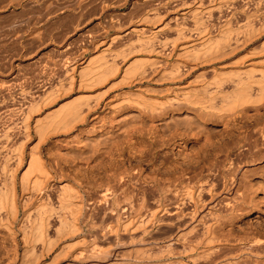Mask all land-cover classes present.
I'll use <instances>...</instances> for the list:
<instances>
[{
  "label": "bare ground",
  "instance_id": "bare-ground-1",
  "mask_svg": "<svg viewBox=\"0 0 264 264\" xmlns=\"http://www.w3.org/2000/svg\"><path fill=\"white\" fill-rule=\"evenodd\" d=\"M195 2L197 1H194V3ZM159 3L157 5H159ZM181 5H183V3ZM236 5L238 4L236 3ZM232 6L234 7V5ZM204 8H202L203 11L187 9L181 12L180 15L175 16L173 14L176 20L178 19L179 21L178 23L174 20L176 25L173 27H171L172 25L166 26L168 23L155 25V23L161 21L159 19L163 18L168 11H166L163 16L158 15L160 13H155L153 16L151 14H149L151 16L145 15V17L138 20V25H131L125 28L124 25L126 26L128 23L122 24L125 28L124 30H121L122 25L118 26V24H115L116 27H120V30L117 29L116 33L111 35L112 37L109 39V42H106V45H108H104L105 48L102 49V52L100 51L101 53H97H100L99 55L92 58L83 57L80 60L78 59L80 62L79 65L74 64L70 66L71 68L68 67L66 69L65 76L67 77V72L72 74L78 67L80 68L78 69V74H82V77L81 79L78 78L80 82L77 81L79 85H82L78 87L81 88L82 95L79 98L76 97L78 99L75 98L76 100L74 99V101H72L75 103V101L77 102L78 100V102L75 104L71 102L72 104H69L66 103L67 101H63L65 103L62 102L61 105L59 104L57 106L58 108L62 106L63 109L66 107L65 110H61L66 113L62 114L59 111L62 107L57 109L58 111L53 107V110L48 109L51 110V113L55 110L54 113L56 115L54 117V113H52V115L49 113L52 118L46 122H41L40 117L38 118L36 116L37 119H35L36 124L34 127L40 136L38 135V145L35 144V146L33 145L34 147L29 148L28 167H26L25 172L24 169L23 172L21 171L23 174L21 176L19 175L20 178L19 181H17V171L19 168L21 169L22 159L24 157L22 146H17L20 147H16V150L19 151L16 152L18 153L17 158L14 157L16 160H14V163L12 162L13 165L10 166L8 171L10 176L7 175L8 178H10L8 180L6 179V181H2L3 179L0 180L2 181L0 182V219L2 214L4 215L2 212L5 211L13 216L9 214L14 219L13 221L16 220L18 211L17 206L19 205H17V201L20 203V199L18 200L19 192L17 193V187L19 185L22 192L20 195L22 200L21 204L23 203V205L29 206H26V208H28V213L26 212L27 215L25 218L29 219H27V223L30 226L29 230V228H27L28 224L27 226L25 225V228L29 231L25 230L27 233L23 231L24 233H21L22 235L25 234L23 237L20 234L22 237L21 240L26 244L27 241L24 239V236L34 235V238L37 239L36 244L40 242L41 244L39 245L38 253L35 252L36 250H33L35 247L37 248V245H30L31 248H28L32 249L31 251H29L27 247L26 249L25 245H22L23 253L22 250L21 253H19L18 250H16L17 246L15 248L14 245V250L12 248L10 254L7 253L10 251L5 252V258L2 264H43L47 258L50 259L51 257L52 263L50 260L48 263L54 264L53 260H57L58 257L61 259V255L64 256L65 254L70 255V258L77 261H92V264H102L101 261L107 259L111 255L110 253L114 245H128L132 247L129 251V255L124 248L126 252L124 257L127 254L130 258L132 257L140 262L145 260L163 261L165 258L168 260L173 257L176 258V263L178 262V264H264V233L250 231L244 228H241L243 229L241 231H235V228L239 226V219L237 218L240 217L242 213L248 210L258 209L264 204V127L261 128V126L256 131L257 134L253 140L251 138L252 134L249 131H242V135H240L239 131L236 138L225 143H214L212 140L213 138H211L214 131L217 135L228 134L230 132L227 119L231 116L234 117L243 114L244 116L250 117L251 115H258L261 111V106L264 102V27H254L256 24L251 26V23L244 25L245 21H242L244 22L243 26L239 24L240 26L238 27H233L234 22L232 26H228V24H231L228 21L227 24H220L226 22L223 21L222 18L225 17L226 19L224 18V20H227L228 17H231L230 15L234 17L236 14H231L232 12L228 10L229 8L225 10L231 13L218 14L222 19V22H217L220 25L218 24V26L214 27V25L211 24L212 22L210 23L212 26L204 25V21L201 20H203L206 15L212 16L214 14L213 12L217 10L219 12V9H217L215 5H210L206 7L205 10ZM153 10L152 13L157 9ZM171 10L169 12H173ZM232 10H234V8ZM133 11L134 10H132V13ZM145 12L144 14H146ZM218 12H216L214 16L217 15ZM245 12L247 13V11ZM95 13H97V11ZM121 13L124 14V12ZM132 13L129 12V15H133ZM122 14H118L117 17L121 18L123 16ZM131 15V19L128 20L129 22H131L133 18ZM134 15H137L135 11ZM128 16L125 19H128ZM139 16L137 15L136 17ZM158 16L161 17L156 18ZM214 16L209 18L215 19L218 17L216 16L214 18ZM241 16L236 17L238 18ZM112 17H114V15ZM115 19H107V22L109 23V21H114ZM231 19L232 18L229 20ZM187 20L192 21L189 23ZM113 21L110 22L112 23V27H110V25L109 28L113 29L114 22H117ZM123 21L125 20L123 19L122 22ZM239 21L240 20H238V22ZM143 22L153 23V25L156 26V30L147 28L146 25H143ZM169 23H172V21ZM236 24L238 25V23ZM109 28L103 29V31ZM167 32H173L174 34H172L176 36L173 38L175 39L174 43L172 44V41V46L170 44V49L168 52L166 51V55H168L166 57L176 54V56H174L175 60L171 58L175 61H173L175 63L174 65L170 63L173 67L167 65L168 61L166 64L163 63L164 61L157 60L158 57L155 58L152 56V52L155 53L157 50V48H155L156 45H152L155 38L159 35L158 38L162 39L160 34ZM102 35H104V33ZM144 36H147L146 38L151 41L143 40L141 37ZM164 36L168 35L164 34ZM134 37L137 39L135 43L133 41L135 39ZM151 38L154 39L152 40ZM91 39L93 40L94 38ZM163 39L166 38L164 37ZM100 40L101 41H95L96 43L93 44L95 48L98 47L99 44H102L105 39ZM162 40L159 41L162 42ZM87 41L90 42L89 38ZM93 42H91V45ZM122 42H124L125 45H120ZM163 42L167 46L164 40ZM163 42L161 46H163ZM165 44L162 48H159V50H163V48L166 47ZM84 45L87 46V42L84 43ZM84 49L87 50V48L84 47L83 51L80 50L81 53L85 51ZM157 51L156 53L159 54L160 52ZM160 55L162 56V53ZM118 56H122V58L119 60ZM132 57H134L133 60L131 59ZM130 59L132 60L131 63H129ZM74 63H76V61ZM167 66H170V69L166 68ZM205 66L209 68V70L206 71H211L212 73V77L210 75L211 78L209 79H206L207 76H209L207 74H205L207 76L204 77V73H196L198 70H201V68L204 69ZM257 72L259 73L258 75H256ZM69 79V84L67 85H69L70 88H67L68 86L65 87L69 89V91H72L70 90L74 89L71 88L70 85L72 78L70 77ZM144 83H146L147 87L143 85ZM151 83H157L160 86L158 88H151L149 87ZM254 84H256L255 87ZM107 86L108 88L112 87L111 89L115 87H130V89H132L133 86L135 87H133V90L123 93L122 95L124 97H119L117 100L113 99L115 94L113 97L109 94L103 99V95H106L108 90L101 93L100 96L97 95L103 100H100V98L94 100L96 94L93 95L92 93L94 91L90 92V90L98 87L107 88ZM67 89L64 90L66 91ZM74 90L76 91V88ZM65 91L63 92L66 93L67 91ZM96 92L101 91L98 90ZM38 94L39 93H37V96H39ZM43 95H45V91ZM92 95L94 96V101L88 102ZM51 96L52 95H50V99H53L54 96H52L53 98ZM128 96H130V98L131 96H135L137 97L136 99L140 98L142 101L139 102L138 100L140 99H138V103L133 101L123 104L125 100L130 101ZM58 97L55 95V98L58 99ZM42 98L45 99L43 96ZM48 98L49 97L46 99ZM50 99L47 104H50V101L54 102V99ZM79 99L81 100L79 101ZM82 99H87L88 101ZM69 101H71V99H69ZM20 103L21 102H19V104ZM41 103L44 105L43 102ZM63 104L67 105L64 106ZM28 106L30 109L34 105L28 103L24 108ZM102 108L106 109V111L110 109L114 114H112L113 117L111 115L112 121L110 125H104V114L102 115V112L99 111L100 109L102 110ZM34 110L36 111L37 109ZM221 110L224 111L221 113ZM35 111H33V113ZM37 111L39 112V110ZM223 112L227 114H223ZM24 115L23 117L28 119ZM19 117L21 118V116ZM22 121L23 120H20V122ZM81 125H89V127L85 130L80 129L82 132L74 134V130ZM27 128L28 125L26 126V130ZM135 129L141 130V132L143 130V132L146 131L144 133L150 134V141L147 139L149 142L147 144L148 151L154 149V146L157 149V147L161 148L169 144V142H172L173 144L181 145L182 149L191 156L192 160H195L193 164H191L193 166L180 167L176 172L174 171L167 174H159V172L150 174L152 171L147 174L148 172H145L140 162L134 165L122 163L126 166L122 165V167H116V169L110 170V172L106 171L105 175L98 180L84 184L82 180L80 182L76 176L72 177L71 175L72 178H70L69 172L67 173L63 169L59 159L57 160L56 158L57 156L46 160L47 158H45L40 148V144L43 142H50L52 133L56 135H62L64 133L66 135L67 133L66 139H59L62 149L57 148V154L55 152L59 157H63L64 155L74 157V153L78 152L82 154L84 151L87 152L88 149H90L89 147L93 149V151H89V153L94 151L98 152L100 151L99 149H101L98 148L101 143L104 146L101 150L104 153L106 152L105 154H107V152L112 153L110 150H113V148L120 154V151L116 149L118 142L120 140H127L126 142L129 143L134 135V133H131V130L133 131ZM254 130H256V128ZM21 134L22 133H20V135ZM27 137L25 136V139ZM28 139H26V141H28ZM178 140H180L182 144L178 142ZM22 143L24 144L25 142ZM122 143L124 144L125 141H122ZM19 144L22 145L21 143ZM130 144L133 146V150L139 154L140 158L146 156L147 152L144 151L146 147L143 141L141 142L136 138V140L134 142L131 141ZM57 145L59 146V144ZM13 147L14 146H12V148ZM118 148L120 149V147ZM121 148L125 150L123 147ZM122 149H120L121 153ZM243 149L245 152L242 151ZM130 151V153H133L132 149ZM204 151L207 153H204ZM11 152L13 153V151ZM78 153H76L77 156L80 158L83 157V155L80 156ZM136 153L134 152L133 155ZM68 157L65 158L68 159ZM85 157H88V155ZM90 157L91 155L88 158L90 159ZM88 158H85L86 162H88L86 160ZM10 159H12V157ZM73 159L72 162L75 167L79 166L81 162H84L81 160L82 158H78V161ZM125 159L127 160V158ZM128 159L130 160L131 158L128 156ZM8 163L6 162V164ZM7 176L4 177V180ZM68 180H71L70 182H73V185L70 184V182H66ZM55 188H58L59 191L57 190V194L54 195ZM53 199H55V202H52L57 204L55 209L57 208L56 210H59L58 207L61 209L59 213H55L56 217L53 214V205H51V207L47 204L49 200L51 201ZM23 205H21V207ZM26 213L24 212V215ZM6 219L8 220L9 217ZM53 219L55 222L57 221V224L54 223ZM11 220H8V222ZM163 226H168L169 229L171 227V232L166 236L161 235L163 237L160 235L159 237L155 236L154 233L162 231L161 229H163ZM50 229L57 232L55 233L57 236L52 235L55 236V238L52 237L53 239H58V233L62 232V235H60L62 237H59L61 241L56 239L57 242L60 241L59 244L57 242V244H54V242L51 244V241H55L53 239L51 240V238H49V241L47 240L46 237L51 236V234L46 236L48 232H50ZM15 234H13V236ZM149 239L151 241H148ZM38 240L40 241L39 243H37ZM46 240L49 242L48 244ZM33 241L35 242L34 239L29 242L34 243ZM148 242L160 243L161 247L158 248V251L150 252L147 249L149 247ZM104 243H106L105 245L107 246H104ZM57 249L58 251H56ZM68 255H66V257ZM27 257L31 259L28 260Z\"/></svg>",
  "mask_w": 264,
  "mask_h": 264
},
{
  "label": "rangeland",
  "instance_id": "rangeland-1",
  "mask_svg": "<svg viewBox=\"0 0 264 264\" xmlns=\"http://www.w3.org/2000/svg\"><path fill=\"white\" fill-rule=\"evenodd\" d=\"M157 1H159L160 3L157 2ZM194 1H197V2L194 3ZM199 1H201V0H191V1H189V0H173V2H172V0H108V1L107 0H101V1L100 0H77V1L76 0H0V89H1L0 90V130H1V128L3 130V131L2 130L0 131L1 134H2V135L0 134V141L3 140L5 142V143L3 141L0 142V148H1L0 149V154H1L0 155V164L2 163L0 165L1 166L0 167V171H1L0 172V175L2 174L0 176V178L2 177L0 180L3 179L2 181H6V179L8 180L10 178V177L8 178V176H10L9 173H8V171L10 169V166L13 165V163L15 162L14 160H16V158H17V154L18 153H16V152H19L16 149L17 148H20L22 146L23 153H24V157L22 159L23 161H22L21 169L19 168V170L17 171V173H18L17 174V181H19L20 176L23 174V173H21V171L23 172V169H24V172H25L26 167H28L27 166L28 165L27 163H28V159H29V155H28L29 154L28 152L30 151L29 148L34 147L35 144H37L38 141H39L38 137L40 135L37 133V131L35 130V127H34V125L36 124L35 119H37V117L38 118L40 117L41 122L42 121L46 122L48 120H51L52 117H50V116L52 115V113H54L55 110L60 109L62 107V106H59V108H58L57 106L59 104L61 105L63 101H65V102L67 101L66 103H69L70 104L72 101H74V99L76 97L79 98L82 95V92L80 90L81 88H78L79 86L80 87L82 86V85H79L78 84L80 82L81 77H82V74H78L79 73V70L78 69H80V68L79 67L78 68L76 67L77 70L75 69L76 71H74L72 74H69L67 72V75H68L67 77L65 76L66 75L65 71H67L66 69L68 67L71 68L70 66H72L74 64L79 65V63H80L79 60L82 59L83 57L92 58V57H95V56L99 55L102 52V49H104L105 46L108 45V44L106 45V42L107 43L109 42V39L112 37L111 35H114L116 33L117 29L120 30L119 29L120 27H118L119 25H122V24L124 25V24H127L128 23L126 26L124 25L125 28H127V27H129L131 25H133V26L134 25H138L137 24L138 20H140L141 18L145 17V15L151 14L153 16L155 13L156 14L160 13L158 15L163 16L164 13L166 11H168V13H165V15L169 19L165 15H164L165 17L163 16V18H160L161 16H158L156 18H160L159 20H161V21H158L157 23H155V25L157 26V25H160V24L163 25L165 23H168V25L166 24V26H171L172 25L171 27H173L174 25H176L175 21L179 23L178 19L176 20L175 16L176 15H180L181 12H184L187 9H192V10H196V11H200V10L203 11L202 8L205 7L204 8V10H205L206 7H208L210 5H215V6H217V9H219V12L220 13L216 9L217 11L214 10L215 12H213V13L216 14V12H218L217 15L214 16V14H213L212 16H214V18L216 16H218L219 18L216 17L215 19H213V18L211 19L209 17H212V16H207L206 15L203 18V20H201V21H204L203 22V23H205L204 25H209V26L214 25V27H215V26H218V24L220 22H222V19H223V21H226V22H223V23H220V24H224V23L227 24L228 22H230L231 24L230 25L228 24V26H232L234 24L233 27H238L241 24H242L241 26H243V23L244 22H242V21H245L246 24L244 23V25H248L249 23H251V26L256 24L254 27H259V26H261V27L263 26L264 27V25H263L264 24V16H261V15H264V0H244V1L243 0H241V1L240 0H219V1L218 0H213V1L212 0H208L209 1V4H208V1L207 0H202L201 2H199ZM191 2H192V4H191ZM239 2L242 3V4H240ZM245 2H247V3H245ZM158 3H159V5H157ZM182 3H183V5H181ZM236 3L238 5H236ZM84 4H85V7H84ZM184 4H186V5H184ZM258 4H259V6H258ZM173 5H175V6H173ZM232 5H234V7ZM147 7H148V9H147ZM152 8L154 10L157 9L156 10L157 12L155 11L154 13H152V10H153ZM231 8L232 9L234 8V10H232ZM131 9L135 11V14H137L138 16L140 15V16L139 17H136L137 15H134V11L132 13V10ZM225 9H228L232 13L229 12L228 10H225ZM257 9H259V10H257ZM170 10L173 11V12H169ZM175 10L177 11V13H176ZM220 10L221 11L223 10V11L221 12ZM96 11H97V13H95ZM126 11L128 12V14H127ZM136 11H137V13H136ZM142 11H144V12L146 11L145 12L146 14H144V12H142ZM162 11H164V12H162ZM245 11H247V13ZM253 11H254V13H253ZM121 12H124V14H122ZM129 12L133 14V15L130 14L134 18V19L132 18V21H131L133 23H131V22L128 21L129 19H131L130 15H129ZM138 12H139V14H138ZM227 12L228 13H231V14L236 13L238 15H236V14L234 15L235 19H234V17H232L233 15H230L231 17H228L227 20H224L225 17L221 19V16L218 15V14L227 13ZM111 13L114 15V17H112L113 15ZM116 13L122 14L124 16V18H123V16L121 18L120 17L118 18L117 17L118 14H116ZM125 14L127 16L129 15L128 16V19H125V18H127V16ZM171 14L172 15L174 14L175 16L174 15L172 16ZM115 15H116V17H115ZM151 15H149V16H151ZM236 16H241V17H238L237 18ZM243 16L244 17L246 16V17L244 18ZM255 16H257V17H255ZM106 18L108 20L115 19L116 18L114 21H117V22H114L113 20H111L108 23L107 22L108 20ZM230 18H232V19L229 20ZM260 18H262V19H260ZM105 19H106V22H105ZM123 19L125 21L122 22ZM168 20H170V21H168ZM218 20H220V21H218ZM238 20H240V21L238 22ZM112 21L114 22L113 29L112 28H109L110 25H111L110 27H112V23H110ZM126 21H128V22H126ZM164 21H166V22H164ZM171 21H172V23H169ZM190 21H192V20H190ZM190 21L187 20V22H189V23H190ZM124 22H126V23H124ZM217 22H219V23H217ZM145 23L143 25H146L147 28L152 29V30H156V28H155L156 26L153 25V23L152 24H150L149 22H145ZM236 23H238V25ZM115 24H118V26L116 27ZM123 25L121 26V30H124L125 29L123 27ZM107 28H109L108 30H106L108 32L103 31V29H107ZM95 30H96V32H95ZM102 31H103L104 35H102L103 34ZM100 33H101V35H100ZM172 33L171 32L170 33L169 32L164 33L165 35H168V36H164V34H160V37H162V39L164 37L166 38V39H163V40L167 43V46L168 47L166 46V44L163 42L162 39H159L158 38L159 35H157V37L155 36L157 39L154 37L155 40H154V42L152 44L153 46L156 45L155 48H157V50H159V48H162L164 46V44H165L166 47H164L163 50H159V51L156 50L157 52H160L159 54L156 53V51H155V53L157 55L154 52H152V56H154L155 58L158 57L157 60L164 61L163 63H166V64H167V61H168V64L167 65H170V63L172 65L175 64L174 63L175 62L174 61L175 60V57L174 56H176V54H173V56L166 57V56H168L166 54H167L168 50L170 49L171 42L173 41L172 42V44H173L174 43V40H175V39H173L175 35H173L174 33L173 34ZM97 36H99V37H97ZM100 36L101 37L103 36V37L101 38ZM170 36H172V37H170ZM146 37L147 36H144V37H141V38L143 40H149V41H151L150 39H147ZM167 37H169V38H167ZM88 38H89L90 42L87 41ZM91 38H94V39L92 40ZM98 38H100L102 40L105 39V40L103 41L102 44H99L98 47L95 48L93 44L96 43L97 41H101ZM154 38H151V39L153 40ZM168 39H169V41H168ZM135 40H137V39L135 38L133 40L134 43L136 42ZM156 40L157 41L162 40V42L164 43L163 46H161L162 45L161 44L162 42L159 41L158 43H156L157 42ZM86 42H87V46L84 45V43H86ZM91 42H93L92 45H91ZM168 42H170V43H168ZM123 44L125 45L124 42H122L120 45H123ZM172 44H171V46H172ZM82 45L85 48H87V50L84 49L85 51L81 53V51H83V48H84ZM114 45H116V44H114ZM93 49H94L95 52L93 51ZM163 51H165V52H163ZM98 52H100V53L97 54ZM78 53H80L81 55L78 54ZM161 53H162V56L160 55ZM72 55H73V57H72ZM77 55H79V56H77ZM121 58H122V56L121 57L118 56V59L119 60ZM171 58L174 59V60H172ZM65 59H66V61H65ZM131 59L133 60L134 57H132ZM131 59L129 60V63H131V61H132ZM75 61H76V63H74ZM170 66H167L166 68H169L170 69ZM171 67H173V66H171ZM206 68L207 67L205 66L204 69L201 68V70H198L196 73H201L202 72V73H204V77H206L207 75H209L206 78V79H209V78L212 77V75H211L212 73H211V71L210 72L209 71H206V70H209V68H207V69ZM68 70H70V69H68ZM61 74H63V75H61ZM73 74H75V75H73ZM205 74H207V75H205ZM258 74L259 73L257 72L256 75H258ZM70 75H73V76H70ZM210 75H211V77H210ZM70 77L73 79V81L71 79L72 82L70 81L71 88H74V89L76 88V91L74 89H70L72 91H69V89H67V88H70V86L67 85V84H69V80H70L69 78ZM73 77H75V78H73ZM78 78H80V79H78ZM67 79H68V81H67ZM47 82H48V84H47ZM76 83H77V85H76ZM143 85L145 87H147L146 86V83H144ZM65 86L66 87L68 86V87L66 88ZM73 86H75V87H73ZM159 86L160 85L157 84V83L156 84L151 83L149 87H151V88H155V87L158 88ZM255 86H256V84H254V87ZM62 87H63V89H62ZM133 87H135V86H133ZM133 87H132V89H130V87H122V88H119V87L116 88L115 87V88L111 89L112 87L108 88V86H107V88H105V87H101V88L98 87L96 89L93 88V89L90 90V92H93L94 91L92 94L93 95L96 94L95 95L96 97H94L92 95V97H90V100L89 101L87 99H82V100L88 101V102H93L97 98H100L97 95L100 96L101 93L106 92L107 90H108L107 91L108 93L106 95H103V99H105V97L107 95H109V94L112 97L115 94L116 97L114 96L113 99H116L117 100V99H119V97L120 98H123L124 96L122 94L125 93L126 91L133 90L134 89ZM77 88H78V90H77ZM52 89H53V91H52ZM64 89H67L66 90L67 92ZM114 89L116 91L118 89L119 90L116 92ZM124 89H125V91H124ZM48 90H49V92H48ZM98 90L101 91V92H96ZM44 91H45V95H48V94L49 95L48 96L43 95L44 94ZM63 91H65L67 94L64 93ZM112 91H113V93H112ZM40 92H41V94H40ZM60 92H62L63 94L60 93ZM37 93H39L38 94L39 96H37ZM98 93H100V94H98ZM27 95H28V97H27ZM34 95H36V96H34ZM41 95L45 99L47 97H49V98L46 99V101H45V99H43ZM50 95L54 96V98H55V95H57V97L58 96H61V97H58V99L57 98L54 99L51 96L54 99V102L53 101H50L51 102L50 103L51 106H50V104H47L48 103V100L50 99ZM78 98H76V99H78ZM128 98L130 99V101L129 100H127V101L125 100L126 102L124 101L123 104H126L127 102H133V101L134 102L136 101V103H138L137 100L140 99V98L136 99L137 97H135V96L134 97L131 96V98H130V96H128ZM23 99H24L25 102L23 101ZM53 99H50V100H53ZM69 99H71V101H69ZM91 99H92V101H91ZM103 99L100 98V100H103ZM132 99H134V100H132ZM30 100H31V103H30ZM80 100L81 99H79V101ZM138 101L140 102L142 100L140 99ZM19 102H21V103L19 104ZM33 102L34 103H37V104H34ZM41 102H43L44 105ZM65 102H63V103H65ZM77 102H78V100H77ZM77 102L75 101V103H77ZM101 102H103V101H101ZM25 103H27V104H25ZM28 103L31 104V105H34V106H32L33 108L31 107L29 109V106L30 105L27 108L26 107L24 108V106H27ZM75 103H73V104H75ZM63 105L66 106L67 104L66 105L63 104ZM10 107H13V108H10ZM52 107L55 108V110H54V112L52 111V113H51V110H53ZM4 108H5V111H4ZM34 109L39 110V112L37 110L35 111ZM48 109H51V110H48ZM62 109H63V107L59 110L60 113L61 114L62 113H66L65 111L64 112L61 111ZM65 109H66V107H64L63 110H65ZM103 110H105V111H103ZM33 111H35V112L33 113ZM45 111H46V113H45ZM99 111L102 112V115L104 114L103 115L104 125H106V124L107 125H110L111 124V121H112L111 120V115L113 114L112 111L110 109H107V111H106V109H104V108H102V110L100 109ZM108 111H110L111 113L108 112ZM215 111H218V110H215ZM222 111H224V110H221L220 112L222 113ZM225 111L228 112L227 110H225ZM47 112H48V114H47ZM226 112H223V114L224 113L227 114ZM44 113H45V115H44ZM49 113H51V115ZM29 114H31V115H29ZM23 115L26 118H28V119H25L23 117ZM47 115H49V116H47ZM55 115L56 114L54 113V117H55ZM113 115H112V117H113ZM19 116H21V118ZM29 116H30L31 119L29 118ZM231 117L227 119L228 125H229L228 128H229L230 132L228 134L217 135L215 133V131H214L213 132V135L211 136V138H213L212 140H213L214 143L230 142L233 138H236L237 137L239 131H240V135H242L241 133H243L244 131L251 132V134H252V137L251 138L253 140V138L257 134L256 131L261 126H262L261 128L264 127L263 126L264 125V102L262 103L261 111L258 113V115H251L249 117V116H244L243 114H240V115H236V116H234L232 118ZM20 120H23V121L20 122ZM24 120H26L28 122H26ZM2 121H4V122H2ZM27 125H28V128L26 130V126ZM88 127H89V125H84V126L81 125V126H78L74 130V134L75 133L76 134L77 133H80V132H82V130L88 129ZM255 128H256V130H254ZM80 129H82V130H80ZM9 132H10V134L12 132V134L10 135ZM144 132H146V131H144ZM144 132H143V130H142V132H141V130H136V129L133 130V131L131 130V133H134L131 141L134 142L136 140V138H137V140L139 139L141 142L143 141V144H145V147L146 148H144V151H146L147 154H146V156H143L142 158H140L139 157V154L136 153L135 150H133V148H132L133 146L130 144L131 141L128 143V142H126L127 140H120L119 141L120 143L118 142V146H117L116 149H118L120 151V154L121 155L118 152H116L115 148H113V150H110L112 153L107 152V154H105L106 152L104 153L101 150L102 148H104L103 144L101 143V145L103 147L101 145H100V147L98 146V148H101V149H99L101 152L98 151L99 153L96 152V151L89 153V151H93L92 147H89L90 149H88L87 152L86 151L82 152V154L76 152V153L80 154V156L83 155V157H81L82 159L79 156H77L76 153H74V157L75 158L73 156L72 157L74 159H76L75 161H78L79 159H81L82 161H84V162H81V160H80V162H81L80 165L75 167L74 164H73V162H72V159L73 158L71 156L68 157V156H65L64 155L63 157L62 156L59 157L58 155H56L57 154V148L58 149L59 148L62 149L61 148V143H59V139L60 138H61L60 140L66 139L67 138V135H68L67 133H66V135H65V133L62 134V135H60V134H57L56 135V134H53L51 132L52 133L51 134L52 136H51L50 142L49 143L43 142L42 144H40V148H41V151L44 154L45 158H47L46 160H49V158H52V157L57 156L56 158H57V160L59 159V162H60L61 166L63 167V169L67 173L69 172L68 174L70 175V178L76 176V177H78V179L80 180V182L82 180V183H84V184H86L88 182L89 183H92V182L98 180L99 178H101L102 176H104L106 171L107 172L108 171L110 172V170L112 171L113 169H116V167L119 168V167H122V165L123 166H126L129 163L130 164H133V165L136 164L137 162L142 163V166L144 167L145 172L146 173L148 172L147 174H149L151 171L152 172L150 174L155 173V172L156 173L159 172V174H161V173L162 174L163 173L164 174L165 173L167 174V173H172L174 171L176 172L180 167H187V166L193 164V162L195 161V160H192L191 156H189V154L182 149L181 145L173 144L172 142H169V144H167L164 147L163 146L161 148L157 147V149L154 146V149L155 150L152 149V150L148 151L147 150V148H148L147 144L149 143L148 141H150V139H149L150 138V134L144 133ZM3 133L8 138V140L4 136ZM20 133H22V134L20 135ZM17 134H19V135H17ZM27 135H28V137H27ZM19 136H20V138H19ZM25 136L27 137L26 139L29 138L28 141H26ZM17 137H18V139H17ZM9 138H10V140H9ZM21 139H23V140H21ZM147 139H149V140L147 141ZM122 141H125V143L123 144ZM18 142L21 143L22 145H20ZM22 142H25V143L23 144ZM178 142L181 143L180 140H178ZM121 143H122V145H121ZM10 144L12 146H14V147L12 148V146ZM57 144H59V146ZM128 144H130L131 146L128 145ZM17 146H20V147H17ZM9 147H10V149H9ZM118 147H120V149H122L121 147H123L125 150L122 149V153H121V150ZM131 149H132V152L133 153L134 152L136 153L134 155L135 156L137 155L138 156V157L136 156L137 158L133 155V153H130L131 152L130 151ZM6 150H7V152H6ZM11 151H13V153ZM151 151H153V152H151ZM242 151L245 152L244 149ZM4 152H5V154H4ZM55 152H56V154H55ZM2 153H3V155H2ZM9 153H10V155H9ZM86 153H88V154H86ZM93 153H95V154H93ZM204 153H207V152L204 151ZM46 154H47V156H46ZM117 154H118V156H117ZM8 155H9V157H8ZM13 155H15V156H13ZM87 155H88V157L91 155L90 159L88 157H85ZM95 156H97V157H95ZM128 156L131 158L130 160L128 159ZM11 157H12V159L14 157H16V158H14L12 160V159H10ZM65 157L66 158L68 157V159H66ZM69 158H70V160H69ZM85 158H88V159H86L88 162L85 161ZM117 158H118L119 161L117 160ZM125 158H127L128 161ZM6 162L7 163L9 162V163L6 164ZM122 163H125L126 165L125 164H122ZM97 164H98V166H97ZM118 164L119 165L121 164V165L119 166ZM3 165H4V167H3ZM6 165H7L8 168L6 167ZM191 166H193V165H191ZM75 168H77V169H75ZM5 171H7V172H5ZM5 174H6V176L7 175L8 176L4 180V177H6ZM96 174H98V175H96ZM71 175H72V177H71ZM2 181H0V182H2ZM70 181L71 180H68L66 182L69 183ZM64 183H62V184H64ZM70 184L73 185V182H70ZM54 190H55V192H54ZM54 190H53V192H54V195H55V194H57V192L59 191V189L58 188L57 189L55 188ZM17 193L19 195L18 200L20 199L19 200L20 203L17 201V205L19 204L18 205L19 207L17 206L18 211H17V214H16V217H17L16 220L13 221L14 220L12 218L13 216L10 213H6L5 211L2 212V213H4V215L2 214V216H1V219L2 220L0 219V264H2V262L4 261V258H5V255L4 254H5V252L6 251H10V252H7V253L10 254L11 251H12L11 249L14 247V245H15V248L17 246L16 250H18L19 253H21V250H22V253L24 252L22 245H25V248L26 247L27 248L30 247V245L31 246H33V245L36 246L37 245V248L35 247L33 250L34 251L36 250L35 252L38 253L39 245L41 244V242L39 240H38L37 243H39V242L40 243L39 244H36V240L37 239L34 238V235H30V236H33V237H30V236H27V234H26V236L29 237V238H27V237L24 236V239L27 241V243H26V241L24 240L25 243L27 244V246L21 240L22 237H23V235H25V234L22 235L21 233H24L23 231H25V230L29 231L30 230V226L27 223V219L28 218L27 219L25 218V216L28 213L27 212L28 208H26L27 205H25V204L23 205V203L21 204V201L22 200H21L20 195L22 194V192H21V188H20L19 185L17 187ZM49 201L47 202V204H49V206L53 205V208H54V213L53 214L56 217V214L55 213H59L61 211V209L59 207H58L59 210H56L57 208L55 209V207L57 206V204L54 203L55 202V199H53V200L50 201L51 204L49 203ZM52 201H54V202H52ZM21 205H23L26 209L23 206L21 207ZM27 207H29V206H27ZM23 208H24V210L22 211ZM24 212L25 213L27 212V213L24 215ZM5 216H7V217H5ZM8 217H9L8 220H11L12 219L11 221H9L10 223L6 219ZM237 219H239V222L238 223H239V226L240 227L238 226V227L235 228V231L236 232L237 231H241V230H243L241 228H244L246 230L257 231V232L264 233V204H262L260 206V208H258V209H252V210H248L245 213H242L240 215V217H238ZM28 222H30V221H28ZM56 222L54 220V223H56ZM27 224H28V227L27 228H29V230L25 228L27 226ZM3 225H5V226H3ZM30 225H31V223H30ZM167 227L166 226H163V229H161L163 232L162 231H160L159 233L158 232L157 233L155 232L154 235L155 236H158V237H159V235L160 236L161 235H163V236L168 235V233L171 232L172 228L170 227V229H169V227L168 228ZM21 228H22V230H21ZM23 228H24V230H23ZM27 231H25V233H27ZM52 231L53 230L50 229V232H48V234L46 235V236H49L51 234V236L46 237L48 241H49V238H51V240H52L53 238H55V236H57L55 234L57 232H55V231L52 232ZM61 233H58L59 235H58V239L56 238L57 240H60L61 239V238L59 239V237H62V236H60V235H62ZM13 234H15V235L13 236ZM20 234L22 235V237L20 236ZM52 235H55V236H52ZM163 236H161V237H163ZM32 239L35 240V242L33 241L35 244L29 242ZM56 239H53L55 241H51L50 243L52 244V242H54V244H55L57 242ZM47 240H46V242H47ZM60 241H58L57 243L59 244ZM148 241H151V240L149 239ZM14 242L17 243V244H15ZM48 243L49 242H47V244ZM105 244L106 243H104V246H107ZM159 245H160V243L150 242L149 243V247L150 248L148 247L147 249L150 252H152V251H158L159 250L158 248L161 247V245L160 246ZM25 248H24V250H25ZM30 248H28L29 251L32 250ZM124 248L126 249V252H128V255H129V251L132 249V247H130L128 245H124V246H115L114 245L113 248H112V252L110 253L111 255L107 259L101 261L102 264H107V263L108 264H178V262L176 263V258H173V257L169 258L168 260L165 258V259H163V261H161V260H145V261H141L140 262L139 260H135L132 257L130 258L129 256H127V254L124 257V255L126 253ZM13 250H14V248H13ZM122 250H123V252H122ZM56 251H58V249ZM119 251H121L122 253L119 252ZM115 254H116V256H115ZM66 255H68V254H65L64 256L61 255L62 256L61 259H59L60 257H58L59 260L58 259L57 260H53L54 261L53 263L54 264H90V263L92 264V261H89V262L88 261H86V262L85 261L84 262L77 261V260H74V259L70 258L71 257L70 255H68L67 257H66ZM51 258L50 259L47 258L45 262L47 264H51L52 263ZM27 259L30 260L31 258L30 257H27ZM49 260H50L51 263H48ZM45 262L43 264H46Z\"/></svg>",
  "mask_w": 264,
  "mask_h": 264
}]
</instances>
